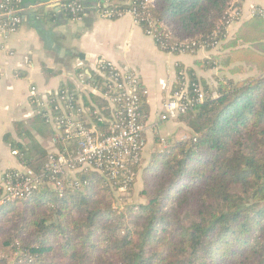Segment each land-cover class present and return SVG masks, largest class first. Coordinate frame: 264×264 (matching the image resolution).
Masks as SVG:
<instances>
[{
    "label": "trees",
    "instance_id": "trees-1",
    "mask_svg": "<svg viewBox=\"0 0 264 264\" xmlns=\"http://www.w3.org/2000/svg\"><path fill=\"white\" fill-rule=\"evenodd\" d=\"M229 1L165 0L161 10L149 9L159 23L177 18L190 24L191 41L218 52L195 66L220 73L227 69L230 78L215 77V86L210 87L192 69L176 67L171 92L188 80L189 100L196 99L193 84L201 86L205 100L178 118L191 133L189 138L152 154L149 171L143 157L139 176L150 174L144 176L140 192L145 204L128 203L139 178L122 207L114 208L118 202L102 179L90 172L78 173L76 177L87 183L82 192L58 196L45 189L3 208L0 264H8L14 254L19 255L15 264H264V19L250 18L227 38L220 21L227 16ZM216 10L221 19L211 20ZM140 18L145 31V19ZM155 29L166 49L159 43L157 47L179 55V41L167 39L158 25ZM190 50L184 54H191ZM221 57H227L226 64L220 63ZM88 73L102 89L100 68ZM234 76L242 78L234 80ZM64 90L46 97L51 108ZM213 91L217 98L211 97ZM72 96L85 108L103 102L91 94ZM39 99L33 102L38 105ZM144 107L143 98V116ZM99 108L103 111L106 106ZM49 109L36 113L32 123L48 127L53 138L56 131L43 116ZM51 116L58 114L52 111ZM81 122L107 134V126L88 112L81 111ZM14 128L18 136L30 137L22 124ZM4 140L23 166L41 171L47 154L37 143L30 147L35 154L27 157L26 148L9 135ZM6 253L8 258L2 256Z\"/></svg>",
    "mask_w": 264,
    "mask_h": 264
},
{
    "label": "crops",
    "instance_id": "crops-1",
    "mask_svg": "<svg viewBox=\"0 0 264 264\" xmlns=\"http://www.w3.org/2000/svg\"><path fill=\"white\" fill-rule=\"evenodd\" d=\"M79 1L83 9L79 22L67 15L63 0H21L19 30L9 34L0 27V177L9 170L24 167L20 156L12 154L15 150L5 142V136L25 147L29 152L27 157L35 154L30 149L33 142L46 154L52 149L50 129L32 123L38 111L33 98L44 100L61 88L86 97L90 93L79 84L76 75L81 70L87 73L94 70L98 62H110L117 68L132 71L140 80L141 88L147 91L144 96L145 161L151 153L162 151L157 149L158 142L180 140L181 133L185 132L179 119L159 121L162 105L176 82V67L192 69L210 87L215 86L213 78L229 77L227 69L220 73L218 69L203 71L195 66L196 61L218 55L215 50L179 55L163 52L131 18L105 20L97 13V0ZM253 7L264 9V0H239L243 19L231 25L227 38H232L239 25L250 19L248 14ZM219 61L226 64L227 57ZM241 78L233 77L234 80ZM32 88L35 95L31 94ZM102 106H106L103 111L99 108ZM99 107L103 115L110 116L108 103L103 101ZM15 124H22L30 137L18 136ZM163 126L165 136L161 134Z\"/></svg>",
    "mask_w": 264,
    "mask_h": 264
},
{
    "label": "built area",
    "instance_id": "built-area-1",
    "mask_svg": "<svg viewBox=\"0 0 264 264\" xmlns=\"http://www.w3.org/2000/svg\"><path fill=\"white\" fill-rule=\"evenodd\" d=\"M20 3L21 0H0L2 32L14 34L21 27ZM163 3L165 0H97V13L105 20L129 17L135 26H139L142 15L146 22L144 35L153 39L155 44L159 43L160 48L166 49L158 39L160 34H157L155 29L158 25L166 38L171 39L172 36L165 28L166 21L159 23L149 11L158 10L159 5ZM112 4H118L123 8H105ZM62 5L72 21H80L83 11L81 3L79 5L76 0H63ZM248 15L249 18L264 19V9L253 7ZM242 19L239 9L232 5L227 16L221 20V27L227 33L231 25ZM215 37L216 34L213 35V38ZM177 40L180 54H184L189 48L191 54L206 51L204 46L191 40ZM217 45L215 43L213 48ZM98 67L103 74L102 89L99 84L92 82L85 70L79 71L76 79L91 95L111 106L110 116L105 117L92 103L85 108L74 101L73 93L67 90L61 91L57 99L58 104L53 108L49 106L48 100H37V114H41L43 108H50L43 116L47 124L56 131L55 136L51 138L52 149L47 153L46 162L40 172L24 166L17 171L11 170L13 174L7 171L0 177V212L9 204H19L29 199L34 192L45 189L58 196H63L65 191L82 192L87 183L76 177L78 173L90 172L102 179L116 198L118 206L122 204L124 197L129 196L130 190L139 178L143 153L147 145L145 116L140 111L142 99L147 95V91L141 88L140 80L128 69L117 68L110 62H98L96 68ZM188 85V80H185L177 90L169 94V98L162 105L160 122L175 121L194 104L204 102L205 95L199 84L192 85L196 99L189 100ZM31 94L35 95L34 88L31 89ZM211 97L214 99L218 95L213 91ZM52 111L58 116L52 117ZM81 111L90 113L99 123L105 124L107 134L94 128H87L81 122ZM12 154L18 155L16 151Z\"/></svg>",
    "mask_w": 264,
    "mask_h": 264
},
{
    "label": "rangeland",
    "instance_id": "rangeland-1",
    "mask_svg": "<svg viewBox=\"0 0 264 264\" xmlns=\"http://www.w3.org/2000/svg\"><path fill=\"white\" fill-rule=\"evenodd\" d=\"M164 4V3H163ZM236 4H239V0H230L229 1V3H227V5H226V10L224 11V13L226 12H228V10H229V7H232V5L234 6V5H236ZM163 6H162V4H160V7H159V9L158 10H161V8H162ZM212 15H211V20H213V19H215L216 20V17L217 18H219L218 16H219V14L220 13H218L217 12V10L216 11H214L213 13H211ZM221 19V17L219 18V20ZM218 20V21H219ZM221 22V21H220ZM220 22L218 23V24H220ZM190 27H191V25L190 24H187V23H182V22H180V20L179 19H177V18H172V19H169V20H167L166 22H165V28H166V31L172 36V38H174L175 40L176 39H180V40H192L191 39V37L190 36H188V34H187V32H188V30H190ZM196 35V34H195ZM184 128V133L182 132H180L181 133V139L180 140H177V141H174V142H172L171 140H168V139H166V140H168V141H166L165 142V140L163 141V142H158V147H157V149L159 150V149H162V150H164V149H168L170 146H173L175 143H178V142H180V141H184L186 138H189L190 136H191V133H189V130L188 129H186L185 127H183ZM165 133H166V130H164V126L162 127V131H161V134H163V136H165ZM168 136V135H167ZM160 145V146H159ZM155 153V152H154ZM154 153H151V155L152 154H154ZM156 153H158V152H156ZM150 155V156H151ZM150 156H149V159H147V161H144L145 162V165L144 166H146L147 168H148V171H149V167L151 166V159H150ZM148 173H150V172H148ZM144 176H146L147 178H149V176H150V174L149 175H147V174H145ZM144 176L143 175H141V176H139V180H138V183H137V185L135 186V188L133 189V191H132V193H131V195H130V197L128 198V203H130V204H133V205H138V204H145V200H143V198L140 196V192L142 191V189H143V183H144ZM115 199V203H117V200H116V198H114ZM112 207H114V208H119L118 207V204H116V205H112ZM119 210V209H118ZM2 216V215H1ZM8 218V217H7ZM1 223V222H0ZM18 245V244H17ZM8 254L9 253H6L5 255L3 254L2 256H4L5 258H8L9 256H8ZM18 254H14L13 256H11L10 255V258H9V260H8V264H15L14 262H15V259L16 258H18ZM51 256V255H50ZM49 256V257H50Z\"/></svg>",
    "mask_w": 264,
    "mask_h": 264
},
{
    "label": "water",
    "instance_id": "water-1",
    "mask_svg": "<svg viewBox=\"0 0 264 264\" xmlns=\"http://www.w3.org/2000/svg\"><path fill=\"white\" fill-rule=\"evenodd\" d=\"M91 70H93V68Z\"/></svg>",
    "mask_w": 264,
    "mask_h": 264
}]
</instances>
